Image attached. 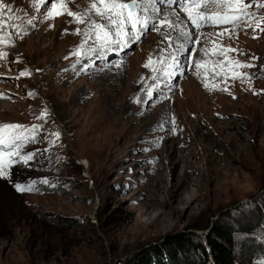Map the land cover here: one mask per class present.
<instances>
[{
    "label": "rangeland",
    "instance_id": "rangeland-1",
    "mask_svg": "<svg viewBox=\"0 0 264 264\" xmlns=\"http://www.w3.org/2000/svg\"><path fill=\"white\" fill-rule=\"evenodd\" d=\"M110 2L0 0V264H216L199 245L219 228L264 264V0H187L174 23L136 0L147 31L92 59L93 24L117 39Z\"/></svg>",
    "mask_w": 264,
    "mask_h": 264
},
{
    "label": "snow or ice",
    "instance_id": "snow-or-ice-1",
    "mask_svg": "<svg viewBox=\"0 0 264 264\" xmlns=\"http://www.w3.org/2000/svg\"><path fill=\"white\" fill-rule=\"evenodd\" d=\"M101 2L103 3V0H101ZM161 3L164 2V0H160ZM168 2L171 4L174 2V0H168ZM193 5L194 6H199L196 4V0H193ZM63 7V5H61ZM0 7H2V5H0ZM93 8H95V5L92 6ZM137 7V4H136V0H132V3L131 4H128V3H118L117 0H111L110 3H107L104 5V8L103 9H100V8H96V13L100 16H105V14L107 13V19L110 21V23L112 25H115L116 26V37L117 39H112L110 34L107 32V31H104L103 30V26L102 25H99V24H93V27L98 29L99 31H97L96 33V39L98 41L101 42L100 46L103 48V47H106L107 45H110V44H120V43H123V41L120 39V37L122 35H130L131 38L133 40H138L140 38L138 32H137V25H140V28L142 31H147V25H148V20L146 18H134V13L132 11V9H135ZM238 7V6H237ZM57 8V5L56 4H53L52 5V9L55 10ZM128 9V13H127V21L131 24V33H125L124 29H125V25H126V21H125V14H124V10ZM185 11H188L187 8H185ZM3 13L0 12V16H2ZM69 16H72L73 13L69 12L68 13ZM240 16H246L248 15V13H245V12H240L239 13ZM54 16V12L53 11H50L48 12V19H51L53 18ZM189 18L193 20V23H197V20H202L204 19L203 16H197V17H193L191 12L189 11ZM238 18V16L234 15V16H231V17H228V16H225V17H222L220 18L223 22H232V21H235L236 19ZM9 19H12V17H9ZM208 19L210 20H213V22H216L214 20V18L212 17H209ZM80 22H83V21H80ZM29 23H31V21H29ZM153 27H155L156 25L153 24L152 25ZM170 27H175L174 25H169ZM200 25L197 24V27H199ZM101 33H103L101 35ZM181 35L185 36L186 39H191V36L189 34H186V33H181ZM79 53H77L78 55ZM2 55V54H0ZM147 66V65H146ZM197 68L200 67L199 64L196 65ZM242 67H251V65H241ZM39 71V70H38ZM29 73L27 72H21L20 75L21 76H25V75H28ZM235 78V77H234ZM20 126L19 125H6L5 126V129H13V128H19ZM57 137L59 136V133H56L55 134ZM21 137L20 135H17L14 137L15 140H19ZM13 141L12 140H5V139H0V144H4V145H8V144H11ZM5 155L7 156H12V155H17V153H14V152H8L6 153ZM34 154L32 155H29V156H26V157H23L22 159L27 161V160H31L33 158ZM10 161L8 160H4L2 163H0V176H7V173H5L2 168H3V165L5 164H9ZM47 181H45L46 183ZM16 187V190L17 191H20V192H23L25 191V188L22 187L20 184H16L15 185Z\"/></svg>",
    "mask_w": 264,
    "mask_h": 264
},
{
    "label": "bare ground",
    "instance_id": "bare-ground-1",
    "mask_svg": "<svg viewBox=\"0 0 264 264\" xmlns=\"http://www.w3.org/2000/svg\"><path fill=\"white\" fill-rule=\"evenodd\" d=\"M21 1V0H20ZM32 1V0H31ZM192 1V0H191ZM28 2V1H27ZM144 2V1H143ZM21 3V2H20ZM31 3V2H30ZM32 3H34V2H32ZM37 3V2H36ZM14 4V3H13ZM40 4V3H39ZM140 4V3H139ZM150 4V3H149ZM21 5V4H20ZM33 5V4H32ZM187 5H190V3L189 4H187ZM18 6H19V4H18ZM17 6V4H16V7H18ZM23 6V5H22ZM39 6V5H38ZM140 6V5H139ZM147 6V5H146ZM152 6V5H151ZM179 6V5H178ZM29 7V6H28ZM31 7V6H30ZM36 7V6H35ZM181 7V6H180ZM163 8V7H162ZM143 9V8H142ZM146 9L147 10H149V8L148 7H146ZM177 9V8H176ZM182 9V8H181ZM15 10V9H14ZM33 10H34V7H33ZM159 10V9H158ZM157 10V11H158ZM30 11H32V9L30 10ZM146 11V10H145ZM151 11V10H150ZM155 11H156V9H155ZM15 12V11H14ZM27 12V8L26 7H19V9H18V13H17V16H19V17H22L23 15H25V13ZM35 12V11H34ZM34 12H31V13H34ZM45 12V11H44ZM43 12V13H44ZM142 12V11H141ZM159 12V11H158ZM157 12V13H158ZM176 11H174L173 9H168V10H166V12L165 13H167L168 15H169V17H170V22L171 23H174V22H181V18H180V15L178 16V13H175ZM147 13V12H146ZM35 14V13H34ZM22 15V16H21ZM30 15V14H29ZM148 15V14H147ZM162 15V14H161ZM17 16H16V18H17ZM140 16V15H139ZM149 16H150V14H149ZM153 16V15H152ZM178 18H177V17ZM18 17V18H19ZM24 17V16H23ZM36 17V16H35ZM141 17V16H140ZM154 17V16H153ZM34 18V17H33ZM41 18V17H40ZM39 18V19H40ZM147 18V17H146ZM147 19H149V18H147ZM154 19V18H153ZM156 19V18H155ZM167 19V18H166ZM21 20V19H20ZM152 22V21H151ZM176 25H178V24H176ZM177 27V26H176ZM47 30V29H46ZM188 30H189V28L186 26V23H184V22H182V23H180L179 24V26L177 27V31H185V32H187L188 33ZM95 31V30H94ZM125 31H128V30H126L125 29ZM94 33H96V32H94ZM129 33H131V31H129ZM93 35V34H92ZM140 35V34H139ZM114 36H116V35H114ZM92 37V36H91ZM93 37H95V36H93ZM89 38V37H88ZM96 38V37H95ZM88 40V39H87ZM86 40V41H87ZM94 40V39H93ZM187 40H189V39H186L185 40V38L180 42V44L179 45H181L182 44V50H181V52H183L184 51V49H185V47H187V45H188V41ZM89 42H91V41H89ZM127 41H125V43H126ZM100 44H101V42L100 41H98V40H95L93 43H92V45H91V48H90V51L88 52V49L86 50L87 52H88V56H91L92 57V59L93 58H97V56L99 55V53H101V52H104V51H107V54L108 53H110L111 51H112V49H113V46H111V45H107L106 47H101L100 46ZM124 44V43H123ZM126 45V44H125ZM80 47H81V45H80ZM79 47V48H80ZM87 47V46H86ZM90 47V46H89ZM84 48V47H83ZM118 48V47H117ZM77 49V48H76ZM81 50V49H80ZM79 50V51H80ZM84 50V49H83ZM104 50V51H103ZM180 50V49H179ZM78 51V52H79ZM73 52V51H72ZM86 55V54H85ZM87 57V56H86ZM102 57V56H101ZM91 59V60H92ZM99 59V58H98ZM106 59V58H105ZM89 60V59H88ZM93 61H95V60H93ZM83 62V61H82ZM88 62V61H87ZM80 63V62H79ZM90 65H92L91 64V61H90ZM179 67V66H178ZM77 70V69H76ZM86 70V69H85ZM89 70V69H88ZM164 76V75H163ZM161 78H163L162 77V74L161 73H156L155 75H154V77H153V84L152 83H146V81L144 82V87H143V91L144 92H142V96H143V98H145L146 100H148L150 97H151V95L154 93V91H155V89H154V85L156 84V80L157 79H161ZM151 79V78H150ZM163 80V79H162ZM174 82V81H173ZM147 85H146V84ZM175 83V82H174ZM177 85V84H176ZM153 86V87H152ZM158 86V85H157ZM160 86V85H159ZM161 88V87H160ZM173 88V87H172ZM151 98H153V97H151ZM79 99V98H78ZM142 100V99H141ZM139 102H140V100H139ZM138 102V103H139ZM147 102V101H146ZM137 103V102H136ZM135 103V104H136ZM148 105V104H147ZM141 106H142V104H141ZM144 106V105H143ZM142 106V107H143ZM135 107V106H134ZM148 107V106H147ZM141 108V107H140ZM138 110V109H137ZM140 110V109H139ZM146 110H148V109H146ZM168 110V109H167ZM138 112V111H137ZM144 113H145V111H144ZM136 114V113H135ZM134 114V115H135ZM146 116V115H145ZM144 119V118H143ZM146 121V120H145ZM151 126V125H150Z\"/></svg>",
    "mask_w": 264,
    "mask_h": 264
},
{
    "label": "trees",
    "instance_id": "trees-1",
    "mask_svg": "<svg viewBox=\"0 0 264 264\" xmlns=\"http://www.w3.org/2000/svg\"><path fill=\"white\" fill-rule=\"evenodd\" d=\"M230 235L229 229L219 228L216 230L214 236L206 237L207 246L201 244L199 247H201L205 256H210L216 264H239L232 258V247L229 248L223 243L224 239L229 240ZM177 243V254L189 252L188 248L191 247V244H185V240H182L181 237ZM185 245L188 247H185ZM249 264H251V261H249Z\"/></svg>",
    "mask_w": 264,
    "mask_h": 264
}]
</instances>
